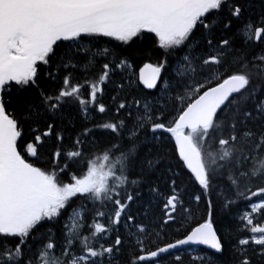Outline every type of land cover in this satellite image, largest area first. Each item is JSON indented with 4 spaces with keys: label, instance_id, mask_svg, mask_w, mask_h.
Returning a JSON list of instances; mask_svg holds the SVG:
<instances>
[{
    "label": "snow or ice",
    "instance_id": "snow-or-ice-1",
    "mask_svg": "<svg viewBox=\"0 0 264 264\" xmlns=\"http://www.w3.org/2000/svg\"><path fill=\"white\" fill-rule=\"evenodd\" d=\"M0 264H264V0H0Z\"/></svg>",
    "mask_w": 264,
    "mask_h": 264
}]
</instances>
